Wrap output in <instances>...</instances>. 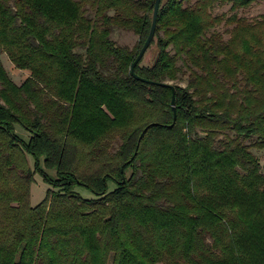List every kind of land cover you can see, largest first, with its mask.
Listing matches in <instances>:
<instances>
[{
    "label": "trees",
    "instance_id": "16d2710c",
    "mask_svg": "<svg viewBox=\"0 0 264 264\" xmlns=\"http://www.w3.org/2000/svg\"><path fill=\"white\" fill-rule=\"evenodd\" d=\"M189 1H161L155 57L135 67L171 84L183 61L174 122L171 89L130 72L155 0H0V264H264V14ZM37 172L50 187L33 207Z\"/></svg>",
    "mask_w": 264,
    "mask_h": 264
},
{
    "label": "rangeland",
    "instance_id": "374dc122",
    "mask_svg": "<svg viewBox=\"0 0 264 264\" xmlns=\"http://www.w3.org/2000/svg\"><path fill=\"white\" fill-rule=\"evenodd\" d=\"M196 0H190L186 2L185 5H192ZM213 15H224L226 17L231 16L233 13L230 10V5L220 6L216 5L212 10ZM88 14L93 16V11H89ZM238 16L247 18L249 20H254L258 18L260 15L264 14V0H258L248 9H242L237 12ZM221 32L223 33L224 39L229 38V28L221 25L216 27L212 32ZM111 35L112 40L121 47H128L130 49H134L138 44V36L135 35L133 32L120 30L115 31ZM209 33V34H210ZM82 52V51H81ZM155 57V48L150 46L146 51L143 59L142 65H150ZM2 64L10 76V78L17 84L20 85L24 82V80L30 75L28 71L18 70L14 67L11 61L8 59L6 54L1 55ZM178 66L180 67V72L178 77L175 81L170 82L171 84H177L179 86L185 87L188 81V69L185 67L183 61L178 62ZM17 133L24 139L28 140V134L24 131L23 128L17 126L16 127ZM219 140H223V136L219 138ZM253 153L259 159L261 165H264V148H254ZM28 162L31 168H34V158L31 155H27ZM51 175H54V172H50ZM50 186L48 183L43 179L41 173L37 172L34 175V181L30 188V203L33 207L38 205L46 196L47 190ZM109 191H112L115 188L114 183L110 182L108 184ZM76 192L84 199H95L96 196L88 189L84 187H77Z\"/></svg>",
    "mask_w": 264,
    "mask_h": 264
},
{
    "label": "water",
    "instance_id": "95a60500",
    "mask_svg": "<svg viewBox=\"0 0 264 264\" xmlns=\"http://www.w3.org/2000/svg\"><path fill=\"white\" fill-rule=\"evenodd\" d=\"M162 0H155L154 3V10H153V16H152V22H151V27H150V31L149 34L143 44V46L141 47L136 59L134 60V62L132 63L131 67H130V72L133 75L134 78L144 82V83H148V84H152V85H159V86H167L171 89V107L174 113V122L176 119V90L175 87L169 83H164V82H154V81H150L144 78L139 77L136 73H135V67L136 65L142 60V58L144 57L146 51L148 50L149 46L151 45L154 37H155V33H156V27H157V18H158V12H159V8H160V4H161ZM149 127V126H148ZM148 127L146 128V130L148 129Z\"/></svg>",
    "mask_w": 264,
    "mask_h": 264
}]
</instances>
